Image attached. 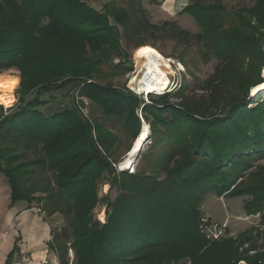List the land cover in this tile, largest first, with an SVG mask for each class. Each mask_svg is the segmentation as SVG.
<instances>
[{"label":"trees","instance_id":"1","mask_svg":"<svg viewBox=\"0 0 264 264\" xmlns=\"http://www.w3.org/2000/svg\"><path fill=\"white\" fill-rule=\"evenodd\" d=\"M143 1L128 0L108 15L84 0H0V75L21 73L18 104L7 113L0 105V170L12 201L64 218L48 243L59 264H264V100L247 103L251 87L263 82L264 0L229 14L220 0H191L183 13L204 28L219 62L202 86L149 96L160 101L94 80L103 64L126 55L122 38L136 51L151 46L144 52L156 45L146 35L188 36L175 22L150 23ZM71 85L100 116L83 115L76 102L41 110ZM143 121L152 142L146 166L118 171L114 131L133 142ZM104 181L119 195L114 202L104 197L108 218L101 224L94 210ZM211 194L247 197L246 214L260 215L256 235L244 234L243 253L231 239L210 242L201 233L202 204ZM16 253L17 245L6 264Z\"/></svg>","mask_w":264,"mask_h":264},{"label":"rangeland","instance_id":"2","mask_svg":"<svg viewBox=\"0 0 264 264\" xmlns=\"http://www.w3.org/2000/svg\"><path fill=\"white\" fill-rule=\"evenodd\" d=\"M214 1V0H213ZM90 7L102 13L110 12L109 8H121L127 5L128 0H84ZM203 3H209L211 0H202ZM256 0H220L221 6H223L225 13H235L242 8H250L255 4ZM194 1L191 0H160L159 5H153L148 0L143 1V8L146 10L149 22L152 24L161 25L164 22H175L181 30L188 32V36L185 38H174L171 36H162L161 33H154V35H146L149 43L155 42V49L168 60H172L169 64V78L170 86L163 94L170 93L172 91H177L182 85L189 86L192 88L197 84L202 86L204 82L214 73L215 68L219 62L218 57L207 48V43L209 40L206 37V31L204 28L189 14L183 13V9L188 4H193ZM112 24H115L113 18H110ZM48 20H45L46 24ZM228 26L231 21H225ZM233 24V23H232ZM120 32L122 33V27L117 25ZM146 46L143 48L146 49ZM154 47V46H153ZM121 49L123 57H112L110 63L103 64L101 66L100 76H95L94 80L102 85L111 84L116 88L124 89L130 87V83L134 77H137L139 81L143 78V73L139 74L138 69V57L142 53L141 49L136 51L133 44L127 45L123 38L121 39ZM87 50L92 54L90 47ZM128 68H131L128 69ZM2 75L18 77L20 79L18 86L14 90V97L16 105L19 102L18 92L20 91L21 73L17 69L4 70ZM261 80L264 81V65L261 68ZM66 81V80H63ZM62 81V82H63ZM90 82V81H89ZM77 86V85H76ZM75 85H71L62 91L54 93V98L56 102L50 100L47 106L41 108V110L49 114L53 110L58 108L59 102H64L67 104L75 103L80 104L83 115H90V111H95V115L100 116L97 108H93L90 105V101L85 97H80L78 90ZM254 86V85H253ZM253 86L249 90L248 96L249 101H247L250 108H254L260 100H264V90L253 95ZM22 92V90L20 91ZM37 90L27 95L25 99V104L29 102L35 95ZM138 92V91H137ZM157 93V92H154ZM160 95L161 93H157ZM199 95L203 94L202 91L198 92ZM154 95V94H152ZM143 96V95H142ZM50 95L44 96L47 99ZM150 101L154 99L155 101H160L161 99L153 96L149 98ZM170 103L178 102L175 98L168 99ZM252 100V101H250ZM250 102V104H249ZM84 104V105H83ZM90 105V107H89ZM3 106V105H1ZM4 107V113L10 111L13 107ZM141 112V111H140ZM139 116L141 117V113ZM92 115H94L92 113ZM144 125V121L142 122ZM144 126H142L143 130ZM150 128V126H149ZM141 130V132H142ZM151 130L149 131L148 137L150 136ZM114 134L120 139V143L117 142L113 148L115 151V157L119 158L120 163L125 161L127 156L128 148L131 145L132 140L126 134H124L120 128L114 131ZM147 137V138H148ZM151 138L145 143L142 152L134 157V167L127 169H119V164H117L118 171L129 170L130 173L140 171L145 168L146 162L144 157L148 153V149L151 146ZM106 181L102 182L99 187V196L101 202L97 205L94 210V219L103 224L102 220L105 218V222L108 218V211L106 207V202L104 197H108L111 202H114L119 195L118 189L115 187L113 190L106 191ZM109 185V184H108ZM247 197H226L217 196L215 194L208 195L202 204L203 218L208 219L206 228H201L200 231L210 242L216 241H226L231 239V247L233 250H238L239 253H243L247 247L245 233L251 234L253 236L260 230V215H247L244 209ZM43 216L46 217L44 213ZM201 219V220H202ZM46 220L50 223L53 231H60L63 226H65V220L60 214H55L54 216L47 218ZM221 232V233H220ZM262 239L258 241L261 245ZM264 251V249H263ZM235 252V254H236ZM256 251H251L250 254H255ZM70 261L74 259V254L70 251ZM13 264H28L25 256L21 254L14 255ZM174 264H188L187 261H181ZM238 264H246L245 261H240Z\"/></svg>","mask_w":264,"mask_h":264},{"label":"crops","instance_id":"3","mask_svg":"<svg viewBox=\"0 0 264 264\" xmlns=\"http://www.w3.org/2000/svg\"><path fill=\"white\" fill-rule=\"evenodd\" d=\"M51 232L39 208L28 209L25 202L13 203L9 180L0 170V264H6L16 245L28 264H59L48 246Z\"/></svg>","mask_w":264,"mask_h":264},{"label":"bare ground","instance_id":"4","mask_svg":"<svg viewBox=\"0 0 264 264\" xmlns=\"http://www.w3.org/2000/svg\"><path fill=\"white\" fill-rule=\"evenodd\" d=\"M172 60L166 59L157 49L150 48L142 52L138 57V69L139 74L143 73V78L139 81L137 77H134L130 83V86L133 87L139 93L142 92H157L162 93L166 91L170 86L169 78V64L172 63ZM15 83H12V82ZM20 79L18 77H12L7 75H0V104L4 107H11L15 103L14 90L18 86ZM264 81L253 87V95L264 90ZM144 128L139 135L132 153L125 157L123 169H127L129 166L132 168L133 159L139 153L142 152V149L149 138L148 134L150 131L149 125L144 122ZM129 167V168H130ZM109 185L106 184V191H108Z\"/></svg>","mask_w":264,"mask_h":264},{"label":"built area","instance_id":"5","mask_svg":"<svg viewBox=\"0 0 264 264\" xmlns=\"http://www.w3.org/2000/svg\"><path fill=\"white\" fill-rule=\"evenodd\" d=\"M170 80H171V78H170ZM128 90L131 91V92H133L134 94L139 95V96H142V95H143V97H145V98L147 97V94H148L147 92L139 93V92H137L135 89H132V88H130V87H128ZM104 220H105V218L102 220L103 224L106 223ZM207 223H208V219L203 218V219L201 220V228H202V229H203V228H206ZM220 233H221V232H220Z\"/></svg>","mask_w":264,"mask_h":264},{"label":"water","instance_id":"6","mask_svg":"<svg viewBox=\"0 0 264 264\" xmlns=\"http://www.w3.org/2000/svg\"><path fill=\"white\" fill-rule=\"evenodd\" d=\"M138 139V138H137ZM136 139V140H137ZM136 140L133 142V144H132V147L128 150V152H127V155H129L130 153H132V151H133V149H134V145H135V143H136ZM133 163H134V160H133V162H132V164L131 165H133ZM125 167V165H124V161L123 162H121L120 164H119V169H123ZM130 167V166H129ZM128 167V168H129ZM130 168H132V166L130 167Z\"/></svg>","mask_w":264,"mask_h":264},{"label":"snow or ice","instance_id":"7","mask_svg":"<svg viewBox=\"0 0 264 264\" xmlns=\"http://www.w3.org/2000/svg\"><path fill=\"white\" fill-rule=\"evenodd\" d=\"M12 83H15V82L13 81ZM262 87H264V86H262Z\"/></svg>","mask_w":264,"mask_h":264},{"label":"clouds","instance_id":"8","mask_svg":"<svg viewBox=\"0 0 264 264\" xmlns=\"http://www.w3.org/2000/svg\"><path fill=\"white\" fill-rule=\"evenodd\" d=\"M145 98V97H144Z\"/></svg>","mask_w":264,"mask_h":264}]
</instances>
